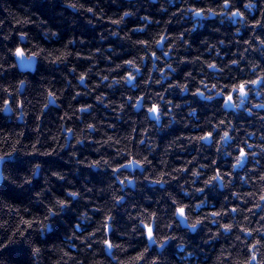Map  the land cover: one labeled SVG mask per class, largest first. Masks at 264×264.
I'll use <instances>...</instances> for the list:
<instances>
[{
  "label": "clouds",
  "instance_id": "9594fccd",
  "mask_svg": "<svg viewBox=\"0 0 264 264\" xmlns=\"http://www.w3.org/2000/svg\"><path fill=\"white\" fill-rule=\"evenodd\" d=\"M0 264H264V0H0Z\"/></svg>",
  "mask_w": 264,
  "mask_h": 264
},
{
  "label": "snow or ice",
  "instance_id": "6c2138e0",
  "mask_svg": "<svg viewBox=\"0 0 264 264\" xmlns=\"http://www.w3.org/2000/svg\"><path fill=\"white\" fill-rule=\"evenodd\" d=\"M20 52H21V50L17 49V53L19 54ZM241 90H243V84H241ZM225 99H231V96L225 97ZM6 103H7V101H6ZM155 108H156V106L153 105V109H155ZM205 135L207 136L209 134L205 133ZM241 152H243V149L241 150ZM177 211L182 214L184 209L183 208H178ZM213 214H215V213H213ZM145 227L147 228L148 226H145ZM148 231H149V235H151V229L150 228H148ZM105 243H108V242L106 241Z\"/></svg>",
  "mask_w": 264,
  "mask_h": 264
},
{
  "label": "trees",
  "instance_id": "16d2710c",
  "mask_svg": "<svg viewBox=\"0 0 264 264\" xmlns=\"http://www.w3.org/2000/svg\"><path fill=\"white\" fill-rule=\"evenodd\" d=\"M131 26V25H130ZM104 27H107V22H105V24H104ZM85 34L86 35H92V34H94L91 30H87L86 32H85Z\"/></svg>",
  "mask_w": 264,
  "mask_h": 264
}]
</instances>
